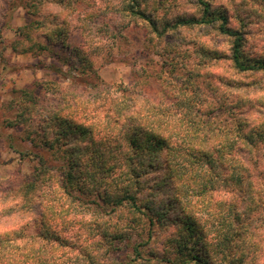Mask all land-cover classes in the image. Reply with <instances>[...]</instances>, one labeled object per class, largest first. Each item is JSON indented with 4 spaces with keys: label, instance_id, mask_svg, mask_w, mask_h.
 I'll return each instance as SVG.
<instances>
[{
    "label": "rangeland",
    "instance_id": "rangeland-1",
    "mask_svg": "<svg viewBox=\"0 0 264 264\" xmlns=\"http://www.w3.org/2000/svg\"><path fill=\"white\" fill-rule=\"evenodd\" d=\"M140 1L160 26L177 14L191 15L198 10L193 0ZM216 1L227 7L229 24L245 33L244 51L264 58V0ZM127 3L128 0H0L1 179L15 171L30 173L36 159L21 154L29 148H46V138L37 133L41 129L50 131L53 125L47 119L56 106L63 108L64 102L72 103L73 108L65 106L60 113L69 112V117L81 118L76 121L102 125L107 122L112 95L131 97L138 102L142 116L155 113L163 117V112L182 131L188 128L192 116L202 113L207 102L211 108L221 100L228 106L211 111L220 119L226 118L225 126L233 127V116L235 120L241 117L264 133V73L239 74L226 60L214 58L213 53L208 55L209 49L228 53L229 41L217 29L185 27L159 37L146 21L126 14L123 9ZM56 19L64 20L61 34L58 28L53 29ZM23 26L26 28L21 29ZM26 32L29 35L24 38ZM26 45L31 50L21 52ZM24 105L31 109V128L19 115ZM106 133L95 134L97 140L102 142ZM83 138L84 142H80ZM77 139L75 143L83 145V164L95 168L93 164L99 159L94 153L96 146L87 141L88 136ZM31 141L38 146H32ZM255 145L251 160L264 164V141ZM45 151L51 162L61 160L58 152ZM163 159L161 154L154 161L159 168L151 169L147 184L137 193L146 200L155 196L161 212L166 209L165 217L151 225L142 212L111 201L105 203L103 194L93 191L94 202L78 204L77 217L91 229L94 238L83 241V232L87 231L71 223L67 233L80 238L66 243L74 247L97 244V257L107 258L108 264H171L161 259H182L172 237H181L177 221L183 215L173 203L170 182L157 184L164 179ZM92 176L82 175L86 180H93ZM97 188L106 189L104 184ZM195 212L210 227L213 211L204 207ZM101 229L106 232L104 239L97 234ZM212 235L211 232L208 238ZM210 242L215 243L198 241L197 245L205 251L210 249ZM74 247L69 248L70 259L90 264L76 254Z\"/></svg>",
    "mask_w": 264,
    "mask_h": 264
},
{
    "label": "trees",
    "instance_id": "trees-1",
    "mask_svg": "<svg viewBox=\"0 0 264 264\" xmlns=\"http://www.w3.org/2000/svg\"><path fill=\"white\" fill-rule=\"evenodd\" d=\"M193 2L197 13L177 14L161 26L141 7L140 0H128L123 10L146 21L159 37L185 27H213L230 45L228 53L209 49L208 55L213 53L214 58L226 60L239 74L264 73V58L244 51L247 38L243 31L229 24L227 7L216 0ZM63 23V19L54 23L53 29L58 28V34L63 33L60 29ZM28 35L26 32L24 38ZM31 48L23 46L21 52ZM24 106L19 115L31 128L33 122L28 117L31 109ZM65 106L73 108L72 103L64 102ZM227 106L220 100L210 108L207 102L202 113L192 116L188 128L182 131L163 112L160 114L163 117L155 113L142 116L138 102L131 97L122 99L112 95L108 119L102 125L76 121L81 118L73 119L69 112L62 114L61 105L56 106L47 119L53 125L50 131L41 129L37 133L46 138L47 149L29 148L21 154L36 159L30 173L15 171L8 178H0V264H80L70 259L68 251L74 246L66 243L80 237H73L66 230L71 223H78L87 231L83 232V241L94 238L91 229L77 217L78 204L94 202L93 191L102 193L105 203L111 201L142 212L151 225L159 217H165L166 209L161 212L155 196L146 200L137 193L147 184L151 169L159 166L154 161L161 154H164L165 180L157 184L170 182L173 203L183 215L177 221L183 233L179 238L172 237L182 259L161 260L171 264H264V164L253 162V155L250 156L256 142L264 141V133L241 117L235 120L233 116L234 128L225 126L226 118L216 117L211 110ZM103 130L110 133L101 137V142L95 134L102 135ZM82 135L88 136L87 141L96 146L94 153L99 159L93 164L95 168L83 164L80 157L83 145L75 142ZM30 143L38 146L33 141ZM45 150L58 152L61 160L51 162ZM85 151H88L86 147ZM87 173L93 174V180L83 179L82 175ZM100 184L106 189H98ZM204 207L213 211L212 220L208 221L210 227L195 212ZM211 232L213 235L208 238ZM97 234L102 239L106 236L104 229ZM198 241L215 243L210 242V249L202 251ZM74 249L90 264H108L107 258L97 257V244L92 247L81 244Z\"/></svg>",
    "mask_w": 264,
    "mask_h": 264
}]
</instances>
